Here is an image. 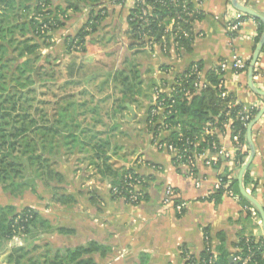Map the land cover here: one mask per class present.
<instances>
[{"label": "trees", "instance_id": "16d2710c", "mask_svg": "<svg viewBox=\"0 0 264 264\" xmlns=\"http://www.w3.org/2000/svg\"><path fill=\"white\" fill-rule=\"evenodd\" d=\"M105 1L110 0H0V187L8 191L13 198L18 191L23 193L24 189H30L35 193L41 184L42 188L49 191L51 201L61 206L74 204V196L66 194L62 187L66 184L65 178L69 173L67 170L70 169L64 164L69 162L68 164L74 167L79 158L86 153L87 156H83L87 157L85 160L88 162L85 170L95 171L101 173L104 178H110L109 193L112 197L129 203L123 177L131 173L139 174L125 166L114 168V163L110 162V159L123 149V146L112 141L115 133L120 136L126 135L125 131L120 130L119 124L113 123L106 134L97 130L92 132L91 129L98 125L102 127L110 125L96 117L100 101L87 110L93 96L88 95L86 100L84 97L87 93L84 90L75 94L70 93L67 89L71 85L77 86L78 83L64 81V84L58 87V90L63 89V96L53 103L51 113L46 114L38 105L30 111L32 103L36 101L39 87L47 85L45 81L53 80L55 77V72L51 71L53 64L46 70L38 63L42 57L40 50L54 44L51 41L53 34L66 26L71 13L76 14L87 8L86 20L80 28L62 38L66 53L85 52L86 39L97 33L108 15ZM143 2L140 7L128 10L126 17L128 28L125 33L127 50L139 52L144 49L146 44L142 37L147 36L156 43L158 51L167 56L169 37L165 27L170 20H174L180 33H189L188 37L178 34L175 38V42L178 41L183 46L182 53H189L194 38L192 27L201 19L202 13L185 0ZM147 7L151 9L150 13L145 20L141 19V8ZM257 23L255 42L258 41L263 29L262 24L259 21ZM43 56L45 65L50 66V56L48 54ZM125 64V69H116L107 76V80L110 79L114 89H118L120 94V99L117 100L120 102L113 114L111 111L106 113L109 119L118 111H126L124 102H131V97L139 93L137 91L139 77L132 71L135 66L131 67V59H127ZM246 64L248 66L249 60ZM190 69L191 67L174 78L180 86L171 97L162 95L164 121L155 125L153 132L156 134L161 128L169 130L170 134L164 142L173 144L182 153L183 162L195 155L218 151L219 136L225 133L224 126L228 124L231 139L233 135H238L241 144L238 149L233 146V162L239 168L248 155L246 127L250 121H245L244 118L248 116L252 120L258 109H245L237 104L231 95L226 94L220 70L208 73L204 85L195 88V83H199V79L198 76L191 75ZM153 87L155 86L151 87L152 92ZM186 92H190L189 99L184 96ZM102 101H107V97ZM41 103L51 105L48 102ZM89 112L94 117L92 124L89 125L90 128L83 127L85 120L82 118ZM148 117L151 119L149 113ZM152 122H155V119ZM204 123H210L211 129L216 131L201 141ZM178 126L179 131L174 130ZM187 140L189 146L186 144ZM244 147L246 150L243 151ZM131 155H133L131 152L121 153L123 159ZM68 156L70 160H67ZM217 164L219 163L216 162ZM76 167L74 169L78 170ZM227 174V169H224L218 177L226 182ZM247 185L246 172L244 186ZM113 188L118 190L117 193L112 192ZM227 188L238 195L236 179L227 182ZM220 196H225L223 188L214 191L207 199ZM89 197L90 206L101 210L102 199L99 193L93 190ZM238 197L246 209L252 207L239 195ZM141 200L143 194L139 202ZM172 200L174 205L181 203L175 197ZM75 234L74 228L52 226L43 212L30 206L18 210L13 205H0V252L9 248L5 257L7 264H101L114 254L111 246L94 239L84 243L68 241L69 245H51L46 240L43 243L39 242L47 236L63 238ZM15 239H20L21 243L9 246ZM253 240L251 236L246 238L241 235L234 246L241 247L243 253L247 251L248 246L253 248L254 261L257 264H264L261 256L264 253V239H258L257 243ZM228 256L227 253H219L217 263L231 264ZM138 264H148L147 254L139 256Z\"/></svg>", "mask_w": 264, "mask_h": 264}, {"label": "crops", "instance_id": "0c3cea01", "mask_svg": "<svg viewBox=\"0 0 264 264\" xmlns=\"http://www.w3.org/2000/svg\"><path fill=\"white\" fill-rule=\"evenodd\" d=\"M105 2L108 15L97 33L86 39L85 52L64 55L69 56V59L64 66L63 81L78 83L77 86L71 85L75 91L71 90L70 93L75 94L84 90L87 93L84 97L86 100L88 95L93 96L87 110L100 101L96 117L101 116L100 111L104 109L106 103V113L111 111L113 114L120 102L117 101L120 94L118 89H114L110 79L107 80V76L116 69H125V61L131 59V67L135 66L132 71L139 77L137 91L140 94L136 93L131 97V102H124L126 111H118L112 115L113 123L119 124L120 130L126 134L121 137L114 136L112 141L123 146L119 154L124 152L133 154L125 167L134 169L143 177L144 183L141 187L143 200L137 205H130L120 198H113L109 193L110 178H104L101 173L93 171L97 176L96 181L89 184L86 183V179L92 176L91 171H86L85 167L75 170L71 165L70 167L67 165L70 169L67 170L69 173L65 178L66 184L62 187L66 194L74 196L75 203L61 206V209L65 219L70 223L57 224L52 214L48 216L51 224L76 229L74 236L61 237L64 241L84 243L94 239L111 246L114 254L101 264H138L139 256L143 253L148 256V264H183L180 251L185 248L192 254H199L204 246L203 234L209 236L218 254L228 255L233 251L234 244L241 235L251 236L256 240L264 239L261 223L258 224L257 221V218H260L258 213L254 214L250 208L246 209L239 202V197L237 200L227 196L207 199L213 193L216 179L224 169H227V172L233 171L237 177L241 167L237 168L226 158V155H234L229 125L224 126L225 133L219 136V150L209 154L215 164L206 166L201 158H197L194 176L189 177L185 168L176 166L171 154L157 149L156 142H164L170 131L161 128L154 134L155 125L162 124V120L156 118L155 122H152L148 117L151 87L168 85L178 74L194 64L201 68L203 83L208 73L214 70L222 71V86L226 94L231 95L235 102L245 109L259 110L264 105V97L254 94L249 89L247 69L235 74L231 68L232 62L236 59L250 60L257 43L255 38L258 20L255 21L252 17L245 18L247 15L235 11L231 6V0H202L198 6L202 13L201 19L193 24L194 38L191 51L181 53L179 57L170 51L169 55L164 56L156 48L141 49L139 52L128 51L125 38L128 28L126 17L128 10L133 6L132 2L126 0L123 5ZM238 3L264 18V0H238ZM87 11L88 9L84 8L76 14L71 13L66 26L53 34L51 41H55L56 47L64 53L66 51L62 38L80 28L86 20ZM226 16L242 20L236 33L231 34L226 29L224 21ZM95 51L102 60L114 59V65L104 72L96 70L86 74L84 61L88 62L89 52ZM221 65H225L226 68L221 70ZM252 82L256 89L264 92V46L254 66ZM106 97L107 101L104 103L102 100ZM86 116L91 119L92 114L89 112ZM125 125H128L127 129ZM214 131L216 129L212 130L210 123L202 124L200 140L204 141L208 134ZM252 140L255 155L247 170L248 185L244 187L263 208L264 115L253 127ZM118 160V155L113 157L114 168L119 167ZM216 162L219 164L216 165ZM166 187H171L175 191V198L185 204L181 216H177L171 207L164 205ZM93 190L101 196V210L97 207L92 208L89 204V194ZM50 198L51 195L48 197L49 205L54 203V209L57 210L60 205ZM75 215H79L80 223L69 218Z\"/></svg>", "mask_w": 264, "mask_h": 264}, {"label": "built area", "instance_id": "2783aa9c", "mask_svg": "<svg viewBox=\"0 0 264 264\" xmlns=\"http://www.w3.org/2000/svg\"><path fill=\"white\" fill-rule=\"evenodd\" d=\"M126 0H110L108 1L109 4L111 5H120L121 3H125ZM132 2V8L135 7H140L144 2L143 0H131ZM187 3H191L195 6L196 10H198V6L200 4L199 0H185ZM150 8H141V19H144L148 16L150 13ZM199 11V10H198ZM145 20V19H144ZM225 27L226 29L231 33H236V31L239 30L242 20L241 19H232L229 17H225ZM193 28V27H192ZM166 33L168 34L169 41V51H173L176 57H179V55L184 51L183 46L177 42H175V38L178 36V34H182L183 37H188L189 33L187 32H182L180 33V30L174 20H170L166 24ZM175 29V30H174ZM165 40V38H162ZM142 40L146 44L144 46V49L146 50H153L154 48L158 49V46L156 43H154L153 39L147 36H143ZM226 68L225 65H221V70H224ZM231 68L234 71L235 74H239L241 72H244L247 69V64L246 61L241 60V59H236L232 62ZM191 75H196L198 76L199 83H195V88L198 86L204 85L202 82V73L201 70H199V66L196 64L191 66L190 69ZM222 72V71H220ZM180 84H178L176 81H171L168 85L163 84V86H155L153 87V92H152V98L150 102V109H149V115L151 116V120L156 119V118H161L162 122L164 121L163 117V112H164V100L162 98V95H166V97H171L172 93L175 91L176 88H179ZM184 96H186L187 99L190 98V92L184 93ZM223 96H225V93H223ZM245 121H251L248 116H245ZM166 129V128H165ZM174 130L179 131V126L174 128ZM232 144L235 146V148H240L241 144L239 142L238 135H233L232 137ZM186 144L189 146V140L186 141ZM156 147L159 150H165L169 154L172 155L174 161L177 163V167H183L186 170V174L189 177L194 176V171L196 167V159L201 158L204 162V165L210 166L212 164H215V161H212L209 157L210 152L202 153L199 155H195L193 157L187 158L186 161L182 162V153H180L176 147L173 144H167L166 142H156ZM186 151H184L185 153ZM233 154H234V149H233ZM226 158L232 163L233 162V155H226ZM235 173L233 171H229L228 174L226 175V182L223 181L221 177H217L213 192L223 188V194L233 200L238 199V195H236L232 190L227 188V182L235 180ZM123 181L126 185L127 189V194H128V204H136L139 202V200L142 197V191H141V186L144 183V179L137 175L136 173L134 174H126L123 177ZM117 189L113 188L112 192L117 193ZM175 197V191L171 187H166L165 190V196L163 203L166 206L171 207L173 212L176 215H181L183 212V209L185 207L184 203H178L175 204L173 203V198ZM250 211L254 214H257L256 211L254 210L253 207H250ZM258 224L261 223L260 218H257ZM248 238V237H246ZM203 241H204V246L202 251L199 254H192L191 252H188L186 250H181V259L183 261V264H218V256L219 254L215 250L212 241L209 239V236L207 234H203ZM255 243L258 242V240L254 239L253 240ZM248 243V241H247ZM249 245V244H247ZM257 250V249H256ZM254 255L255 251L251 247H247V251L245 253L242 252L241 247H234L233 251L229 254L228 259L231 264H257V262L254 261ZM262 259H264V253H262Z\"/></svg>", "mask_w": 264, "mask_h": 264}, {"label": "rangeland", "instance_id": "374dc122", "mask_svg": "<svg viewBox=\"0 0 264 264\" xmlns=\"http://www.w3.org/2000/svg\"><path fill=\"white\" fill-rule=\"evenodd\" d=\"M52 42H54V45H51L50 47H48L46 49L43 48L42 50H40L42 57H41L40 61L38 60V63L41 64L43 66V68L46 70L49 69V67H51V65L53 64V69L51 71L55 72V77L53 80L45 81L47 83V85H43V86L39 87V92H38V95L36 97V101H34L32 103V109L30 111H33L34 107H37V105H38L39 108L43 109L46 114H49V113H51V107H53V103L56 100H59L63 96V89L58 90V87L62 86L64 84L63 83L64 82L63 80H65L64 79L65 76L63 75V73L65 72L64 66L67 64L66 62L69 59V56H67V57L64 56V55H67V53H64L63 50L56 47L57 44L55 41H52ZM93 50H95V49H93ZM89 53H90V56H87V58H89L88 62H85L86 60L84 61V64L86 65V71H87V72H85L86 74L89 72L91 73V72L96 71V70L104 72V71L109 70V67H111V68L113 67L114 59L113 60H111V59L102 60L97 56V51L89 52ZM45 54H48V56H50V61H51L50 66L45 65V63L43 62L42 58L44 57L43 55H45ZM73 54H75V52ZM138 55H140V54H137V56ZM133 59H135V57H133ZM112 61H113V64H112ZM133 61L135 62V60H133ZM38 84H42V83L38 82ZM47 88H50V90ZM71 90L75 91L74 88H72V87L67 89V91H70V92H71ZM112 98L113 97H111V100H112ZM41 102H45V103L48 102L51 105L50 106L42 105ZM106 104L103 107L104 109H102L100 111L101 116H99L97 118H99L101 120L103 119L102 122L110 124V125H105L103 127L101 125H98L95 127V129H91L92 132H94V130H97L99 132H103L104 134H106L105 132H109L110 126L113 125L112 119H109L108 116L106 115ZM109 104H110V102H108V105ZM93 118H94L93 116L91 117V119L88 116H85L84 118H82V120H85L83 127L90 128L89 125L92 124ZM131 126H133V125H131ZM127 127H128V125H125V129H127ZM117 135H118V133H115L114 136H117ZM118 136L121 137L120 135H118ZM110 155H112V151L110 152ZM83 156H87L86 153L84 155H82L81 158H79V162H77L74 167L77 166L76 168H82V167H85L86 164H88L87 160H85L87 157H83ZM120 156H121V153L118 154V157H119L118 163L120 164L119 166H126L128 161L131 160V156L127 157L126 159H123L122 157L120 158ZM67 158H68L67 160H70L69 156ZM112 159H113V157L110 159V162H113ZM68 163L69 162H67V163L65 162L64 165H70ZM91 174H92V176H90V178L86 179V183L90 184V183L96 181V177H97L96 174H93V171H91ZM39 186L40 187H38V189L36 190L35 193H32V191L30 189H26V190L24 189L23 193L22 192L18 193L19 192L18 191L16 193V195H14L15 196L14 198L8 193V191H6L0 187V205H2V206L13 205L18 210H21L23 207L30 206L34 209H37V210L43 212L46 217L52 216V214H53L55 217L54 220L57 221V224L58 223L60 225L69 224L70 221H67L65 219L64 214H63L62 209H61V205L60 206L58 205L59 207L57 210L54 209L55 208L53 205L54 203L49 205L48 199H47L49 197V195H48L49 191H47V189L42 188L41 184H39ZM56 206H57V204H56ZM69 218H71V220L76 222V223H80V221H81V219H79L80 218L79 215H75V217L69 216ZM56 225L52 224V226H54V227ZM26 239H27V241H29L28 237ZM45 240L50 242L51 245H69L68 242H66L67 243L66 244L64 242V240H62L61 238H57V237L52 238V236H47L45 238L43 237V239L39 240V242L43 243V241H45ZM19 243H21L20 239L19 240L15 239V240H13L12 243H10L9 246H14V245L16 246ZM8 249L9 248H6L5 251L0 252V264H7L5 261V257L7 255Z\"/></svg>", "mask_w": 264, "mask_h": 264}, {"label": "water", "instance_id": "95a60500", "mask_svg": "<svg viewBox=\"0 0 264 264\" xmlns=\"http://www.w3.org/2000/svg\"><path fill=\"white\" fill-rule=\"evenodd\" d=\"M231 6L233 9H235V11L243 13L244 15H247L249 17H252L255 20H258L263 26L262 33L254 47L251 58L249 60V64L247 68V76H248L249 89L254 94L264 97V92L256 89L252 82L254 66L264 46V18L260 16L259 14L255 13L253 10L247 8L246 6L240 5L238 3V0H231ZM263 115H264V105L258 110V112L255 114V116L252 118V120L248 123L246 127V143L248 146V155L244 163L239 168V171L236 177V182L238 186L239 196L243 198L244 200H246L258 213L261 219V227H262L263 237H264V209L262 208V206L259 204V202L255 198H253L250 194L246 192L245 187H244L245 174L255 155V149H254L253 140H252V130H253V127L261 120Z\"/></svg>", "mask_w": 264, "mask_h": 264}]
</instances>
